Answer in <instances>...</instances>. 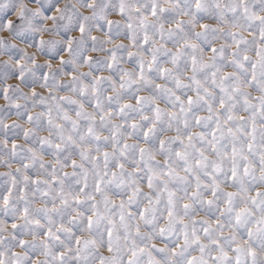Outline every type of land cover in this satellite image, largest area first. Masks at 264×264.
<instances>
[{
    "label": "clouds",
    "instance_id": "clouds-1",
    "mask_svg": "<svg viewBox=\"0 0 264 264\" xmlns=\"http://www.w3.org/2000/svg\"><path fill=\"white\" fill-rule=\"evenodd\" d=\"M0 264H264V0H0Z\"/></svg>",
    "mask_w": 264,
    "mask_h": 264
}]
</instances>
